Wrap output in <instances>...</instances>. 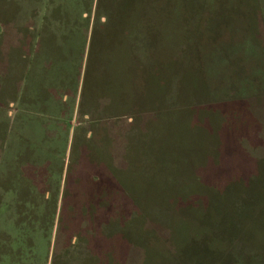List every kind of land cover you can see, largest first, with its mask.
<instances>
[{
    "label": "rangeland",
    "instance_id": "rangeland-1",
    "mask_svg": "<svg viewBox=\"0 0 264 264\" xmlns=\"http://www.w3.org/2000/svg\"><path fill=\"white\" fill-rule=\"evenodd\" d=\"M216 260L264 264V0H0V264Z\"/></svg>",
    "mask_w": 264,
    "mask_h": 264
},
{
    "label": "trees",
    "instance_id": "trees-1",
    "mask_svg": "<svg viewBox=\"0 0 264 264\" xmlns=\"http://www.w3.org/2000/svg\"><path fill=\"white\" fill-rule=\"evenodd\" d=\"M197 227L200 230V235H202L200 238H206V241H195V242H199V246L200 245L202 246V250L204 253L206 252V250H208L209 253L212 252L214 254L215 252V253H218V256H219L220 253H223L225 252V250H227V249H224L223 247V241H213V240H216V237H214L213 234H210V231L207 227L199 226V225H197ZM214 264H221V263L219 262V260H216Z\"/></svg>",
    "mask_w": 264,
    "mask_h": 264
}]
</instances>
